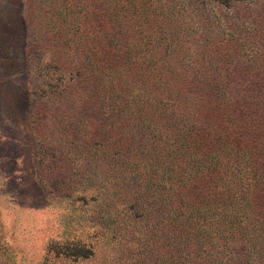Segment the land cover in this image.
<instances>
[{"label":"trees","instance_id":"1","mask_svg":"<svg viewBox=\"0 0 264 264\" xmlns=\"http://www.w3.org/2000/svg\"><path fill=\"white\" fill-rule=\"evenodd\" d=\"M33 6H46L49 61L70 73L54 93L81 178L154 207L142 245L158 264H264V79L201 62L227 50L184 44L186 33L162 28L174 18L140 13L131 33L125 12L97 19L90 8L73 12L72 0H22L27 27ZM98 20L107 30L93 29Z\"/></svg>","mask_w":264,"mask_h":264},{"label":"rangeland","instance_id":"2","mask_svg":"<svg viewBox=\"0 0 264 264\" xmlns=\"http://www.w3.org/2000/svg\"><path fill=\"white\" fill-rule=\"evenodd\" d=\"M122 1L72 0L71 10L90 8L97 19L125 12L131 33L140 13L174 18L175 24L161 27L186 33L184 44L227 50L201 62L234 65L241 68L237 77L264 79L258 73L264 70V0L228 6L127 0L128 9L117 12ZM164 2L170 5L165 12L158 6ZM33 7L27 27L22 0H0V264H158L156 253L142 245L154 227V207L126 189L109 192L100 179L81 178L79 158L65 154L75 137H68L61 117L67 108L54 90L70 73L62 76L49 61L46 50L55 46L40 39L46 6ZM98 21L93 29L107 30Z\"/></svg>","mask_w":264,"mask_h":264}]
</instances>
